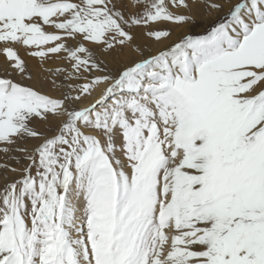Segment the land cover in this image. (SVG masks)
<instances>
[{
    "label": "snow or ice",
    "instance_id": "snow-or-ice-1",
    "mask_svg": "<svg viewBox=\"0 0 264 264\" xmlns=\"http://www.w3.org/2000/svg\"><path fill=\"white\" fill-rule=\"evenodd\" d=\"M0 56V264H264V0H0Z\"/></svg>",
    "mask_w": 264,
    "mask_h": 264
},
{
    "label": "rangeland",
    "instance_id": "rangeland-1",
    "mask_svg": "<svg viewBox=\"0 0 264 264\" xmlns=\"http://www.w3.org/2000/svg\"><path fill=\"white\" fill-rule=\"evenodd\" d=\"M189 30L190 31H194V32H199V31H201V27H200V25L198 23L197 25L186 26L183 29L173 28L172 40L174 41V38H177V36H181L184 31H189ZM174 36H176V37H174ZM154 48H155V45H153V49H152L153 51L156 50ZM21 55L22 56L24 55L23 50L21 51ZM0 58H3V57L0 56ZM108 60H109V67L110 68L111 67H114V64L111 62V58L110 57L108 58ZM0 63H1L0 66H2L3 60H0ZM60 64H61L60 61H53L50 64L45 65V67H55V66L60 65ZM28 66H29V70L33 73L34 76H36L37 74H39V78L42 81L43 80V76L45 74L41 73V70L38 67V62L37 61H33V60H29L28 61ZM0 74H2V73H0ZM17 79H18V77H17ZM32 83H34L36 87H40V84L37 83L35 80ZM44 91H48V88H47L46 85L44 87ZM52 94L55 95V93H52ZM43 129H40V130H43ZM31 143H36V141L30 142L29 146H31Z\"/></svg>",
    "mask_w": 264,
    "mask_h": 264
},
{
    "label": "bare ground",
    "instance_id": "bare-ground-1",
    "mask_svg": "<svg viewBox=\"0 0 264 264\" xmlns=\"http://www.w3.org/2000/svg\"><path fill=\"white\" fill-rule=\"evenodd\" d=\"M174 37H176V36H174ZM179 37H180V36H177V38H174V41L178 40ZM157 47H158V46H155L154 49H156ZM0 60H3V58H0ZM0 64H1V63H0ZM36 127H37L38 129H43L45 126H44L43 124H37Z\"/></svg>",
    "mask_w": 264,
    "mask_h": 264
}]
</instances>
